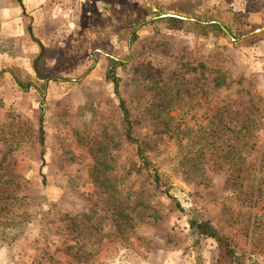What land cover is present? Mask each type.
Returning a JSON list of instances; mask_svg holds the SVG:
<instances>
[{
    "label": "rangeland",
    "instance_id": "374dc122",
    "mask_svg": "<svg viewBox=\"0 0 264 264\" xmlns=\"http://www.w3.org/2000/svg\"><path fill=\"white\" fill-rule=\"evenodd\" d=\"M162 17L182 23L157 32L149 23ZM195 22L219 30L199 36ZM260 31L264 0H0V264H212L215 243L195 245L188 219L212 224L245 264H264V194L255 204L246 174L237 188L228 180L232 165L264 168ZM184 63L202 68L182 73ZM114 82L167 194L134 171ZM166 82L169 116L190 136L215 133L218 118L233 130L252 120L243 151L225 156L227 131L204 153L187 135L153 134L145 109ZM97 144L120 200L144 203L121 227L88 175ZM195 158L200 170L185 166Z\"/></svg>",
    "mask_w": 264,
    "mask_h": 264
},
{
    "label": "trees",
    "instance_id": "16d2710c",
    "mask_svg": "<svg viewBox=\"0 0 264 264\" xmlns=\"http://www.w3.org/2000/svg\"><path fill=\"white\" fill-rule=\"evenodd\" d=\"M21 5V0H16ZM182 21L180 19L174 17H162L158 18L155 21H151L149 24L154 26L155 30L158 32L161 27L170 29L171 24H181ZM195 26L194 30H197V34L200 36H206V30H215L219 27L215 24H198L193 23ZM159 30H158V29ZM199 28V29H196ZM29 35L32 37L31 30L27 29ZM33 38V37H32ZM39 45L40 54L43 52V47ZM40 56V55H39ZM38 56V57H39ZM182 68H184V72H196L199 68H202L201 65L191 66L188 63L182 64ZM220 75L213 79L215 86H221L224 82V77ZM115 83V94L117 96L118 104L117 108L121 118L122 132L126 142L135 147V155L137 158L136 163L134 164L135 173H143L146 179L149 181L150 185L156 190H160L161 192L167 194L165 188V181L158 169V167L152 162L149 157L146 147L144 143L141 142L136 134V121L133 119L129 104L125 98H123L118 92V87ZM164 85L161 87L163 97H160L158 101H152L149 103L146 112V120L148 121V125L151 127L153 134L155 135H166L171 138H182L187 135L188 141L186 147L192 143L191 140H195L198 142V151L197 153H204L205 148L218 150V143L220 141V137L223 136V131H227L233 133V137L226 138L228 141H234V145L227 147L228 151H224L225 156L229 157L233 155L232 158L235 157V154H239V150L246 147V143L249 141V135L253 128L252 120L247 119L236 129L233 130L229 127L228 123L225 119L218 118L216 120L217 131L215 133H209L207 135H196L192 137L189 135L187 129L185 131L180 130L178 125H175L174 118L169 116V113L175 108L176 103L173 104L172 97L167 98V95L170 94V88L168 83H163ZM42 118L39 119V144L42 147L44 144V130L42 128ZM187 132V133H185ZM183 139V138H182ZM202 140V141H201ZM245 141V142H244ZM223 143V141H221ZM241 143V145H239ZM220 144V143H219ZM91 156L93 159V166L89 170V177L91 181H94L97 184H100L104 188V193L108 194L109 199L111 200V204L113 206L112 213L116 216L114 219V224L116 227L124 226L128 223L129 215L133 214V220L137 216L136 208L141 207L139 200H134L131 198L129 192H127V200H120V197L123 195L120 190L117 189L116 183L111 181L109 178V172L112 169L111 165V157L107 152L106 146L102 144H97L96 148H90ZM238 152V153H237ZM43 154V152H41ZM187 160V157L182 159ZM197 158L191 159L189 163L185 164V166L189 169L200 170L196 163ZM230 170L229 173V185L233 188L239 187L238 179L242 178L245 174L248 179V191H246L247 196L254 197V203H257L264 194V168H256L249 166H238L232 165L228 168ZM243 174V175H240ZM171 198V197H170ZM174 200V199H173ZM125 204V205H124ZM180 211L182 209L177 205ZM129 211V215L126 212ZM189 231L192 237V240L195 245L199 244L204 240H212L215 245V251L212 256V264H245L244 258L239 255L235 244L230 241L228 238L221 235L216 228L210 224L208 221H199L195 219H188ZM70 227L77 228L78 225L76 223H71ZM69 227V228H70ZM76 232V231H75ZM77 244V243H76ZM81 251V249H80ZM79 252V248H78ZM82 252V251H81ZM80 255H74V260L76 262H80Z\"/></svg>",
    "mask_w": 264,
    "mask_h": 264
},
{
    "label": "crops",
    "instance_id": "0c3cea01",
    "mask_svg": "<svg viewBox=\"0 0 264 264\" xmlns=\"http://www.w3.org/2000/svg\"><path fill=\"white\" fill-rule=\"evenodd\" d=\"M260 32H264V31H260ZM261 35H264V33H259V32H258V33L255 34V36H257V37H258V36H261Z\"/></svg>",
    "mask_w": 264,
    "mask_h": 264
}]
</instances>
